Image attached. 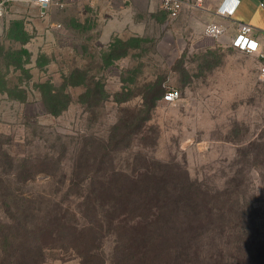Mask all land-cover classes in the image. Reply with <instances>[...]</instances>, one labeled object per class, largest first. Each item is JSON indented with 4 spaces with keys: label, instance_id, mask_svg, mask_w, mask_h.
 Segmentation results:
<instances>
[{
    "label": "rangeland",
    "instance_id": "obj_1",
    "mask_svg": "<svg viewBox=\"0 0 264 264\" xmlns=\"http://www.w3.org/2000/svg\"><path fill=\"white\" fill-rule=\"evenodd\" d=\"M80 14L67 15L66 8L44 10L32 0H7L0 21V173L7 154L61 157L67 171L80 145L108 140L114 145L124 139L112 154L116 170L164 164L199 184L198 227L210 221L217 226L204 253L217 254L222 241L232 257L242 231L249 240L255 236L264 243V82L251 55L232 46L197 49L166 24L107 43L99 40L100 31H92L93 20ZM78 71L85 73L80 74L85 81L99 82V93H88L86 85L69 86L65 110L47 113L38 85L50 81L60 86L64 75L78 79ZM157 81L163 95L168 88L179 89V100L170 103L162 96L155 107L143 105ZM123 116L148 119L140 128L120 133L116 126ZM43 178L40 174L22 188L52 192L65 187L60 173ZM222 214L227 221H241L242 227L221 234ZM45 264L81 262L56 249Z\"/></svg>",
    "mask_w": 264,
    "mask_h": 264
},
{
    "label": "trees",
    "instance_id": "obj_2",
    "mask_svg": "<svg viewBox=\"0 0 264 264\" xmlns=\"http://www.w3.org/2000/svg\"><path fill=\"white\" fill-rule=\"evenodd\" d=\"M78 72L74 80L64 75L60 86L50 81L38 85L47 113L65 110L71 100L69 86L86 85L88 93H99V82L85 81ZM161 85L155 82L143 105H157L163 96ZM147 119L123 116L116 130H136ZM123 140L80 145L67 171L61 157L6 155L7 166L0 173V264H45L48 253L56 249L70 252L81 264H264V243L255 236L249 240L243 231L235 239L237 252H231L232 257L222 241L217 254L204 253V244H212L209 233L217 226L210 221L198 227L199 184L188 173L164 164L158 169L149 163L145 168L135 165L131 172L116 170L112 154L119 152ZM62 147L67 152V146ZM58 173L63 189L22 188L40 174L47 181ZM204 200L212 215L208 194ZM222 215L221 234L242 227L241 221H227Z\"/></svg>",
    "mask_w": 264,
    "mask_h": 264
},
{
    "label": "crops",
    "instance_id": "obj_3",
    "mask_svg": "<svg viewBox=\"0 0 264 264\" xmlns=\"http://www.w3.org/2000/svg\"><path fill=\"white\" fill-rule=\"evenodd\" d=\"M182 1L184 8L175 18L162 10L161 0H52L48 8H66L67 15L79 12L81 16H89V21L93 20L92 31H100L99 40L107 43L115 37L136 36L146 32L150 26L166 24L173 25L174 31L186 35L197 49L222 50L231 46L239 23H247L252 26L253 35L264 44V10L260 6L264 0H239L231 16L218 12L224 0ZM236 1L228 0L225 6L231 7ZM32 2L40 6L34 0ZM166 14L167 21H164L162 15ZM210 25L222 32L218 35L207 33ZM248 55L254 59L253 63L259 70V56Z\"/></svg>",
    "mask_w": 264,
    "mask_h": 264
},
{
    "label": "built area",
    "instance_id": "obj_4",
    "mask_svg": "<svg viewBox=\"0 0 264 264\" xmlns=\"http://www.w3.org/2000/svg\"><path fill=\"white\" fill-rule=\"evenodd\" d=\"M39 3L42 9L46 10L52 0H34ZM228 0H224L222 5L218 8V12L223 15L231 16L235 12L239 0L236 1L231 7H226L225 4ZM260 6L264 10V1L260 2ZM7 7V0H0V21L3 19ZM161 8L168 13L172 18L180 15L184 8V2L182 0H161ZM253 28L247 23H239L237 32L231 41V46L241 52L248 54H257L260 58L259 63V79L264 82V44L257 37L253 35ZM222 32L221 29L208 26L207 33L211 35H218ZM264 36V32H263ZM163 98L165 101L174 103L180 98V91L176 88H168L165 90Z\"/></svg>",
    "mask_w": 264,
    "mask_h": 264
}]
</instances>
